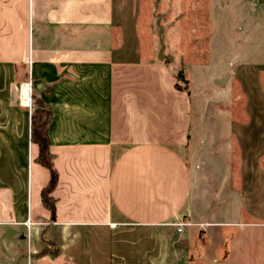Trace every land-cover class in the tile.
<instances>
[{"label":"crops","instance_id":"obj_1","mask_svg":"<svg viewBox=\"0 0 264 264\" xmlns=\"http://www.w3.org/2000/svg\"><path fill=\"white\" fill-rule=\"evenodd\" d=\"M139 11V0H0L4 103L27 112L24 155L0 170V264L28 261L46 242L58 253L34 264H181L186 228L206 256L191 224L176 228L190 200L182 150L191 96L175 88L161 59L145 56ZM28 81L31 99L51 112L53 219L41 201L49 171L30 139L31 110L17 104L19 85ZM260 99L256 91L246 105L248 124L232 130L248 193L264 133ZM261 193L264 187L251 195Z\"/></svg>","mask_w":264,"mask_h":264},{"label":"rangeland","instance_id":"obj_2","mask_svg":"<svg viewBox=\"0 0 264 264\" xmlns=\"http://www.w3.org/2000/svg\"><path fill=\"white\" fill-rule=\"evenodd\" d=\"M139 1L136 27L145 56L161 59L191 96L190 135L182 150L191 191L182 222L206 242V256L186 228L181 264H264V196L251 195L264 187V133L248 193L232 132L233 125L248 124L246 105L256 91L264 105V0ZM6 75L0 67V141H10L0 142L10 145L0 147L1 171L24 155L21 120L27 114L5 105ZM219 78L226 80L214 84ZM12 264H34V257Z\"/></svg>","mask_w":264,"mask_h":264},{"label":"trees","instance_id":"obj_3","mask_svg":"<svg viewBox=\"0 0 264 264\" xmlns=\"http://www.w3.org/2000/svg\"><path fill=\"white\" fill-rule=\"evenodd\" d=\"M177 90L185 91L175 84ZM51 112L49 109L36 104L32 97V109L30 115V139L38 145L37 162L49 171V181L46 187L41 190L40 196L43 206L50 212L51 219L54 218L55 202L51 196L52 191L57 185V172L52 164V155L49 152V140L47 134V126L50 120ZM47 246L33 257L38 258L43 255L55 256L58 249L50 242H46Z\"/></svg>","mask_w":264,"mask_h":264},{"label":"built area","instance_id":"obj_4","mask_svg":"<svg viewBox=\"0 0 264 264\" xmlns=\"http://www.w3.org/2000/svg\"><path fill=\"white\" fill-rule=\"evenodd\" d=\"M22 85H26V86H28V94H27V96H25V98H23V99L20 97V92H19V90H20V88H21ZM19 90H18V105H19L20 107L25 108V109H27V110L30 111V110H31V107H32V99H31V82L28 81V82L21 83V84L19 85ZM187 225H190V224L183 223V222L177 224V225H176L177 231H178V232H181V231H182V228L185 227V226H187ZM27 226H29V223H28V222H27Z\"/></svg>","mask_w":264,"mask_h":264},{"label":"bare ground","instance_id":"obj_5","mask_svg":"<svg viewBox=\"0 0 264 264\" xmlns=\"http://www.w3.org/2000/svg\"><path fill=\"white\" fill-rule=\"evenodd\" d=\"M28 94V86L22 85L20 88V97L23 99Z\"/></svg>","mask_w":264,"mask_h":264},{"label":"water","instance_id":"obj_6","mask_svg":"<svg viewBox=\"0 0 264 264\" xmlns=\"http://www.w3.org/2000/svg\"><path fill=\"white\" fill-rule=\"evenodd\" d=\"M225 78H219V79H215L214 80V84H222V83H224L225 82Z\"/></svg>","mask_w":264,"mask_h":264}]
</instances>
